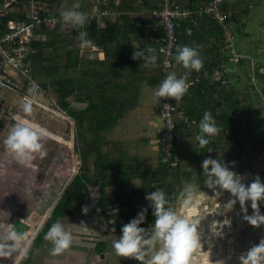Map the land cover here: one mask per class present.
Instances as JSON below:
<instances>
[{"label":"trees","instance_id":"obj_1","mask_svg":"<svg viewBox=\"0 0 264 264\" xmlns=\"http://www.w3.org/2000/svg\"><path fill=\"white\" fill-rule=\"evenodd\" d=\"M42 1L51 12L59 16L62 9L70 8L74 4H79L81 9H87L95 2ZM116 1L104 0L101 3L103 7L115 6L119 10L118 14L105 20L101 26L96 20H88L85 29L93 45L104 51L102 59L97 56L84 57L79 41L78 44L75 43L79 30L63 23L46 29V40L35 43V77L42 87L51 88L54 104L74 121L76 150L81 164L79 172L64 189L34 238L24 264H29V259L53 223L60 218L73 216L82 207L83 195L89 192L90 186L99 187V200L95 209L112 227L121 230L124 224L135 218L145 207L148 209L146 221L140 226L152 228L155 218L150 202L145 196L156 189H162L168 199L175 202L184 183L181 164L184 157L190 158L191 154L194 155L199 165H202L206 158L231 162L244 157L246 136L240 112L242 100L237 88L231 83L223 84L211 78L214 69L221 67L227 57H223V29L214 19L202 12L209 0H174L176 5L192 11L189 16L177 22L176 49L184 45L195 47L199 41L203 44L199 48L203 69L190 73L191 87L180 101L185 119L179 118L177 123L174 157L169 162H163L160 151L159 166L146 175V171L139 166L137 157L128 156L120 142L108 139L106 133L113 131L128 111L137 106L140 82L145 80L150 86H156L161 84L163 77L159 52L163 31L154 28V17L151 13L159 6V0H119V4ZM221 7L229 13L228 20L234 18L236 21L248 10L247 4L242 0L234 2L232 8L222 1ZM193 19L199 25H195ZM198 27L206 29L202 31ZM205 32L209 35L204 36ZM198 39L199 41H196ZM136 48L155 50L157 63L149 71L144 69L142 59H132ZM172 70L173 68L170 73ZM186 71L184 69V72ZM255 73L256 80L263 83L264 71L256 69ZM205 111L212 114L221 131L203 149L193 140L192 152L187 153L186 131L190 130L193 124L198 130L195 136L199 134V122ZM178 113L177 108L176 114L179 116ZM158 147L160 150L159 144ZM209 148L213 150L211 153L208 152ZM129 161L135 164H129ZM132 175L142 182L141 187L133 191L142 194L141 200L138 201L129 196L125 189ZM112 186L116 188L109 190ZM114 206L117 210L112 216L109 210ZM106 247L105 242H99L96 250L102 253Z\"/></svg>","mask_w":264,"mask_h":264},{"label":"clouds","instance_id":"obj_2","mask_svg":"<svg viewBox=\"0 0 264 264\" xmlns=\"http://www.w3.org/2000/svg\"><path fill=\"white\" fill-rule=\"evenodd\" d=\"M79 7V4H74L70 8L62 9L60 18L64 25L79 30V47L81 50H88L94 45L88 37L87 30H85L88 17L78 10ZM200 47L199 45L177 47L175 60L187 71L179 78L175 72L166 76L152 92L157 103L161 98H171L179 103L188 93L191 87L188 82L190 73L192 71L200 72L203 69ZM136 49L132 55L133 60L142 59L144 67L156 65L157 55L154 49ZM37 103L34 96L23 98L20 104L23 115L14 117L15 123L3 142L7 151L20 164H26L36 158L42 160L48 155L43 141L50 138V132L29 119L34 115V106ZM199 129L200 132L195 136V140L200 149L206 148L221 131L212 114L208 111L204 112L203 118L199 122ZM212 151L211 148L208 149L209 153ZM202 169L204 185L211 189L215 196H220L223 192L230 193L231 198L223 205L224 212L231 211L238 201L241 211L245 213L243 219L248 224L257 228L264 225V215L261 214L259 207L260 202L264 201V183H262L259 175L246 185L242 182L244 179L242 176L230 170L221 160L212 158L203 160ZM145 199L150 202V207L153 210L152 214L155 218L153 227L149 230V228L140 226L145 223L148 211L147 208H143L135 218L122 226V235L112 241L116 256L133 259L139 264H193L194 255L203 249L201 222L205 216L194 215L190 217L183 214L180 209H200L201 207V190L195 176H193L192 182L183 183L175 202L170 201L162 189H156L146 195ZM248 201L251 202L252 215L246 214L248 211L246 202ZM211 203L214 208L219 206L217 213H220L221 205L216 203L215 199ZM88 210V206L83 208L85 214ZM225 221L229 224L228 220ZM225 221L223 224H218L216 221L212 222L210 228L215 236L222 235L223 225H227ZM22 235L14 229L8 231L2 239L10 243H0V257L11 256L17 249ZM45 239L52 243L51 254L54 256L70 250L73 243L72 233L66 231L60 222L51 225ZM238 259L239 264H264V239H261L259 244L253 245L246 253L241 254ZM216 264H225V261L219 260Z\"/></svg>","mask_w":264,"mask_h":264},{"label":"rangeland","instance_id":"obj_3","mask_svg":"<svg viewBox=\"0 0 264 264\" xmlns=\"http://www.w3.org/2000/svg\"><path fill=\"white\" fill-rule=\"evenodd\" d=\"M236 36L238 39L240 38L238 32H236ZM78 41L79 38L76 37L75 43L78 44ZM82 54L87 58L95 57L92 52H89V49L83 50ZM257 65L253 66L254 70L253 67L249 70L245 69L247 76H245L247 79L245 87H248L245 92L249 91L251 94L250 99L252 101L254 99L257 102H253L254 104L252 103V107L249 110H243L245 114L243 131L244 135H246L244 157L238 161L234 160L231 162L221 160L226 165L235 162L230 170L242 176L244 178L242 182L246 185L250 184L257 175L264 183V90L260 92L256 89L257 86L254 85L255 83L258 84L254 75L255 70L264 71V66ZM44 89L45 95L37 96L36 99L39 103L34 106V115L29 119L50 132V138L43 141L48 155L42 160L36 158L26 164L18 163L7 151L3 143L10 128L15 123L14 117L23 115L20 107L21 102L19 101L20 93L15 90L0 89V243H10L3 240L2 237L11 230L17 219L25 221L30 226L26 237L20 240L17 249L12 255L0 257L1 263L5 259L8 262L7 264H15V261L24 251L21 261L18 263L24 264L31 244L41 225L68 183L79 172L81 164L76 150L74 121L54 104L51 88L47 87ZM219 200L223 202L221 198ZM84 201L83 208L85 206L89 208L86 214L81 208L79 209L81 215L60 220L65 230L72 233L73 243L70 250L54 256L51 254L52 243L44 238L29 259V264H139L138 261L133 259H124L116 256L112 241L122 235L121 230L108 232V230L104 229L106 227L104 226L105 222L102 221L103 224L102 222L98 223L99 219L97 218L99 217L94 218L90 215L94 210V212H97L93 203L90 200H86V198H84ZM250 203V201L246 202V207L252 210ZM261 203L264 204V201L260 202L259 205L260 212L264 215V205ZM249 210L246 214L252 215L248 213ZM234 214L236 216L232 226L234 227L233 230H236V234L232 230L226 236H228L227 239L233 241L229 244L232 247L229 250L234 251L230 263L239 264L238 258L246 250L244 247H246L250 238L253 235L260 234H263L262 238H264V225L257 228L248 224L243 219L245 213L241 211L238 201L234 206ZM244 222L247 223V227H243L242 224ZM76 238L83 240L80 243V247L77 246L79 240H75ZM98 240L105 241L107 245L106 250L103 252L104 258H100L102 253H97L94 248ZM259 242L252 243L256 245ZM209 256L210 253L206 254V261H208Z\"/></svg>","mask_w":264,"mask_h":264},{"label":"crops","instance_id":"obj_4","mask_svg":"<svg viewBox=\"0 0 264 264\" xmlns=\"http://www.w3.org/2000/svg\"><path fill=\"white\" fill-rule=\"evenodd\" d=\"M222 1H224V3L227 4L228 7L232 8L234 7V2H236L237 0H219L220 7ZM242 1L247 4L248 10L245 13L241 14L238 21H236L234 18L228 20V17L230 16L229 13L224 11L222 7L221 9L223 12L227 14V23L229 25V30L234 37L235 47L237 51L243 55V58L238 63H234L232 60L229 59L228 53L223 50V57H227V59L222 62L221 67L224 66L226 68L227 70L226 74L230 81L229 83H231V85L237 88L239 96L242 100L240 112H242L241 117L243 119L245 118V114L243 113V110H249L252 107V103L257 102L254 99L253 101L250 99L251 94L249 93V91L245 92V90L248 89V87L247 88L245 87L247 80L245 69L249 70L255 64L264 66V0H242ZM204 8H202V12H204L203 11ZM240 8L238 10H240ZM210 18L213 19L212 17ZM193 22L195 25H199V23L195 19H193ZM217 25L219 26L218 23ZM219 27L222 28L221 26ZM198 29L203 31L206 28L198 27ZM235 31L238 32L240 37L239 39L237 38ZM207 35H209L208 32L207 33L205 32L204 36ZM223 38H224V30H223ZM156 41L158 40L156 39ZM196 41H199V39ZM134 42L135 44H137L135 38H134ZM198 45L202 47L203 44L200 43L199 41ZM89 52H92L95 56L99 57L100 59L104 57V51L100 47H98V49L96 50L91 48L89 49ZM152 67L153 65H149L148 67H144V69L149 71L150 69H152ZM172 68H173L172 71L176 73L178 78L185 73L183 66L177 63L175 59H173V65L171 69ZM171 69L169 70V74ZM188 82L191 84V81L188 80ZM257 82L258 84L257 83L254 84L255 86H257L256 89L259 90L260 92H263L262 90H264V82L263 83L259 81ZM158 86L159 85L150 86L147 83V81L145 80L141 81L138 89L137 106L134 109L128 111L125 117L122 120H120L118 125L115 126L113 131H109L106 133L108 139L120 142L122 144L124 152L127 153L128 156H133L138 158L139 166L142 168V170L146 171L145 173L146 175L151 174V172H153V170L157 168L160 164V159H159L160 150L158 147L157 138H158L159 129L162 125L158 112V107L161 99L157 103L156 99L152 95L153 90L156 89ZM177 108L179 112L178 113L179 118L185 119L184 111L180 108V102L177 103ZM243 130H244V124H243ZM197 131L198 130L193 126V124L191 125V129L186 131L188 133L186 135L187 144L185 149L187 153L190 152L191 154L192 152L193 149L192 147L194 146V142H196L195 133H197ZM187 157H184L185 159L181 160V164L184 170V177H183L184 183L192 182L193 176H195L196 182L199 183L200 185L202 203L200 209L188 208V209H180V210L182 211L183 214L188 215L190 217L194 215L205 216V218L201 222V228L203 229V233H204V235L202 236L203 249H201V251L197 252L194 255L193 264H216V262L219 260L225 261V264H231L230 259L233 258L234 251L232 252V250L231 251L229 250V248L231 247V245L229 244H231L233 241L227 239L228 236L226 235L231 233V231L233 230L234 227L232 225L234 223V219L236 215L234 214V208L228 212L223 211V205L227 203L228 200L231 198L230 193L223 192L220 196H215V193L204 185L202 165H199L195 161L194 155L191 154L190 158ZM131 163L134 162L129 161V164ZM227 166L229 168L231 167L233 168V163L227 164ZM141 185H142L141 180L132 175L128 180L127 187H125V189L129 196H132L133 199L137 200L140 199V197L142 198V194H140L139 192L133 193V191L138 190L141 187ZM114 188L116 187L112 186L109 188V190H113ZM84 198H86V200H90L93 203V206L95 207L96 203L99 200V187L90 186L89 192L87 194H84L82 198L83 203L85 204ZM219 198H221L223 202H220ZM213 199H215L216 203L221 205L220 213H217L219 206H217L216 208L213 207L211 203ZM84 204L82 205L81 208H83ZM261 204L264 205L263 203ZM53 208L51 209L50 213L52 212ZM116 210H117L116 206H114L112 207V209L110 208L109 212L111 213L112 216H114ZM94 211L92 212V214L90 213V215H92L94 218L99 217L97 218L99 219L98 223L102 221L105 222L104 226L106 227H104V229L108 230V232L113 231V229L118 230L112 227L111 223L106 218H104L99 212H94ZM248 213L253 214V211L249 210ZM49 215L47 216V218L49 217ZM77 215H81L79 210L73 216L60 218L58 219L57 222H60L61 219H65V218L68 219L75 218V216ZM82 216L83 218H85L84 215ZM225 220H228L229 224H227L228 222ZM83 221H85V219H83ZM213 221H216L218 224H223V222L225 221V224H227V225H223L222 228L223 233L221 236H215L212 233L210 225L212 224ZM43 224L41 225L40 229L42 228ZM246 224L247 223L244 222L242 224L243 227H247ZM96 229L100 230L99 228ZM233 231L236 234V230ZM262 235L263 234L253 235L248 241L246 247H244L246 248L244 253H246L254 245L253 244L254 242H258L261 239H264L262 238L263 237ZM75 240L77 241L79 240L77 246L80 247V243L83 242V240H80L79 238H76ZM99 242H105V241L98 240L97 243ZM97 243L94 246L95 250ZM208 253H210V256L208 261H206L205 256Z\"/></svg>","mask_w":264,"mask_h":264},{"label":"built area","instance_id":"obj_5","mask_svg":"<svg viewBox=\"0 0 264 264\" xmlns=\"http://www.w3.org/2000/svg\"><path fill=\"white\" fill-rule=\"evenodd\" d=\"M103 1L95 0L87 9L78 10L85 13L88 20H96L101 26L105 20L119 12L115 6L103 7ZM203 11L223 28V49L230 60L238 63L243 55L235 47L227 14L222 11L219 0H209ZM191 12L188 8L176 5L174 0H159V6L151 12L154 28L163 31L159 46L162 81L169 74L176 54L177 22ZM60 23H63L60 16L51 12L42 0H0V89L18 91L20 102L26 96L37 98L45 95V89L34 73L33 56L37 51L35 43L46 40L45 30ZM92 49L96 50L98 47L94 45ZM226 73V68L222 66L215 69L211 77L215 82L228 84L230 81ZM176 109L177 103L174 99L161 98L158 112L162 125L157 142L163 162H169L174 157L176 127L179 121Z\"/></svg>","mask_w":264,"mask_h":264},{"label":"water","instance_id":"obj_6","mask_svg":"<svg viewBox=\"0 0 264 264\" xmlns=\"http://www.w3.org/2000/svg\"><path fill=\"white\" fill-rule=\"evenodd\" d=\"M29 224L21 219H17L13 226L11 227V230L14 229L18 234H23L22 238H25L28 231H29ZM101 257L104 258V254H101Z\"/></svg>","mask_w":264,"mask_h":264},{"label":"flooded vegetation","instance_id":"obj_7","mask_svg":"<svg viewBox=\"0 0 264 264\" xmlns=\"http://www.w3.org/2000/svg\"><path fill=\"white\" fill-rule=\"evenodd\" d=\"M19 258V257H18ZM22 258V257H21ZM21 258L20 259H17L16 261H15V264H18L20 261H21ZM8 262H6V260L5 259H3V262L1 263V260H0V264H7Z\"/></svg>","mask_w":264,"mask_h":264},{"label":"bare ground","instance_id":"obj_8","mask_svg":"<svg viewBox=\"0 0 264 264\" xmlns=\"http://www.w3.org/2000/svg\"><path fill=\"white\" fill-rule=\"evenodd\" d=\"M22 239H24V238H22ZM24 252V251H23ZM23 252H22V254L19 256V258L18 259H20L22 256H23Z\"/></svg>","mask_w":264,"mask_h":264}]
</instances>
